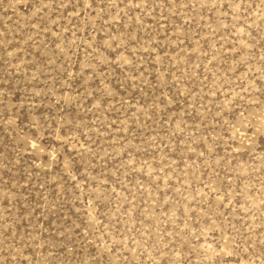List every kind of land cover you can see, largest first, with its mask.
<instances>
[{
  "label": "rangeland",
  "instance_id": "374dc122",
  "mask_svg": "<svg viewBox=\"0 0 264 264\" xmlns=\"http://www.w3.org/2000/svg\"><path fill=\"white\" fill-rule=\"evenodd\" d=\"M0 264H264V0H0Z\"/></svg>",
  "mask_w": 264,
  "mask_h": 264
}]
</instances>
